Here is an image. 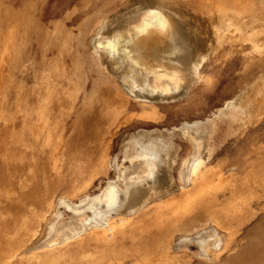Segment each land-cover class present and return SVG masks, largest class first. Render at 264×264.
<instances>
[{
  "label": "rangeland",
  "instance_id": "rangeland-1",
  "mask_svg": "<svg viewBox=\"0 0 264 264\" xmlns=\"http://www.w3.org/2000/svg\"><path fill=\"white\" fill-rule=\"evenodd\" d=\"M144 1L0 0V264H264V84L236 120L201 130L209 132L210 147L188 186L179 175L194 148L176 131L214 118L263 75L264 50L230 38L210 54L199 70L204 81L187 95L139 102L100 63L92 42L99 31L135 22V6ZM178 1L186 8L180 15L193 23L219 15L264 18V0ZM113 15L120 22L103 27ZM208 43L193 40L189 59H204ZM158 130L175 133L179 188L133 216L109 217V229L51 247L57 199L80 202L99 193L117 180L131 140ZM209 225L218 238L208 239L205 258L196 235ZM186 235L191 241L181 244Z\"/></svg>",
  "mask_w": 264,
  "mask_h": 264
},
{
  "label": "bare ground",
  "instance_id": "bare-ground-1",
  "mask_svg": "<svg viewBox=\"0 0 264 264\" xmlns=\"http://www.w3.org/2000/svg\"><path fill=\"white\" fill-rule=\"evenodd\" d=\"M178 2L145 0L135 6L141 15L135 22H125L121 28H115L106 34L99 31L100 37L92 42L100 63L107 68L122 90L139 102L167 103L187 95L192 85L204 81L199 75V70L210 54L220 49L223 42L230 38L252 41L264 50V18H261L260 23H250L252 20L219 15L210 19L205 18L208 21L193 23L180 15L186 8L179 7ZM129 9L124 12L127 11L126 14L134 12H128ZM114 16L109 17L103 27L108 23L120 22L111 21ZM201 26L204 27L203 31ZM202 38L210 41L208 44L211 49L203 52V56L206 55L204 59L196 55L190 60V56L195 52L192 51V41L199 42ZM165 44L174 46L168 51H161ZM179 55L187 56V59L177 58ZM263 84L264 74L229 100L214 118L205 122H186L179 130L175 129L179 135L177 136L184 141L188 140L194 148L192 156L181 166L179 181L184 186L190 184L193 167L210 147L209 132L202 133L201 130L206 129L207 124L216 128L223 120H236L237 111L251 105ZM173 134L175 133L169 130L166 132L161 130L156 133V137L129 141L124 159L117 166V180L108 181L99 193L88 195L80 202H73L64 197L58 198L57 212L50 224V230L54 231V239L50 246L54 247L57 243L75 239L92 230L109 229L107 223L109 217L117 215L130 217L147 207L154 199L174 193L179 186L173 173L177 153ZM62 211L76 216L69 221L63 217L65 214L62 216ZM57 225H60L59 230L56 229ZM200 237L199 254L208 258L207 241L218 238V233L211 227Z\"/></svg>",
  "mask_w": 264,
  "mask_h": 264
},
{
  "label": "crops",
  "instance_id": "crops-1",
  "mask_svg": "<svg viewBox=\"0 0 264 264\" xmlns=\"http://www.w3.org/2000/svg\"><path fill=\"white\" fill-rule=\"evenodd\" d=\"M211 142V141H210ZM207 153V152H206ZM197 163V162H196ZM188 186V185H187ZM148 206V205H147ZM146 208V207H145ZM144 208V209H145ZM138 213V212H137ZM135 215V214H134ZM133 216V215H132ZM211 227H213L212 225H209V226H207L206 227V229H202L201 231H198V233H197V235H196V237H197V239L199 238V239H201V235L202 234H205ZM215 228V227H214ZM191 240V237H189L188 235H186L185 237H183L182 239H181V241L180 242H182V241H185V240ZM189 241H185V242H183L182 244H184V243H188Z\"/></svg>",
  "mask_w": 264,
  "mask_h": 264
}]
</instances>
